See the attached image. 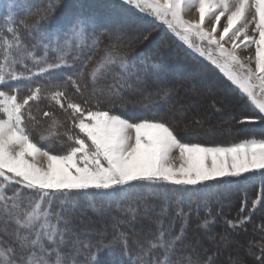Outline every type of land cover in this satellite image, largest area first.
I'll use <instances>...</instances> for the list:
<instances>
[{"label": "snow or ice", "instance_id": "obj_1", "mask_svg": "<svg viewBox=\"0 0 264 264\" xmlns=\"http://www.w3.org/2000/svg\"><path fill=\"white\" fill-rule=\"evenodd\" d=\"M193 3L199 19H185L184 11ZM125 5L165 25L187 47L201 55L207 54L211 63L239 87L256 112L243 117L240 123L264 122V0H119L120 7ZM15 6V2L10 5ZM26 7L31 11L30 6ZM54 8L53 0H48L46 5L36 7L34 23L20 22L29 30L30 37L38 36L31 50L17 29L8 28L12 38L0 40L4 57L0 62V224L4 225V235H12L15 245L0 241V264H99L104 252L113 264H130L128 236L119 231L116 223L112 225L115 234L111 240L99 242L90 257L86 255L84 260H79L82 253L95 245L89 239V231H76L74 217L81 209L97 214L111 209L113 204L121 210L122 201H127L122 210L130 214V220L120 223L135 222L141 207L145 215L154 207L148 202L149 196H160L159 192L146 190L164 185L207 186L208 182H221L225 178L251 181L258 175L261 192L252 201L249 215H243L247 208L245 199L241 204V218L225 221L230 228L248 223L251 213L264 202V138L250 137L227 145L182 142L172 125L155 114L144 118L125 117L112 109L101 110L99 104L104 102L101 96L106 95L108 102L115 103L117 99L122 100L125 92L148 100L142 105L145 110L159 107L150 99L153 94L166 103L170 89L158 84L153 93L149 91L148 81L149 74L162 81L169 69L151 54L129 60L120 49L125 44L130 45L135 37L129 36L119 24L102 28L97 34L93 18L76 15L64 22L66 27L49 29L44 22L54 15ZM249 14L251 19H248ZM213 16L215 22L208 30L204 26L206 19ZM223 17L226 23L220 30L218 25ZM253 24V35H249V25ZM104 33L114 37L116 42L105 46L104 54L85 79V68L91 57L76 68L81 44L91 36L96 43ZM226 42H230V47ZM251 45H254V56L248 57L250 62L245 63L238 50ZM40 48L43 54L37 55ZM26 60L38 71L28 68ZM18 64L25 70L18 71ZM59 69H71L72 74L62 81L50 77L43 86L37 84L23 97L19 95L21 85L5 90L10 82H31L35 76ZM109 77L111 83H101ZM68 84L78 94L89 92L83 105L94 100L96 106L85 107L76 102L65 90ZM42 94L67 114L70 126L63 133L59 132L62 125L54 113L44 111L43 117L51 120L36 141L28 121H32L34 127L40 126L31 103L39 102ZM53 137L66 138L67 150L54 153L43 146ZM173 153L178 155L173 156ZM9 185L19 187L9 195L6 194ZM170 200L167 195L163 197L158 234L143 244L134 241L139 248L136 264H212L211 257L202 258L193 253L175 258L177 246L186 237V229L182 225L173 235V225L167 233L164 231L163 217L168 215ZM203 206L208 207L207 202ZM189 215L177 201L176 216L186 219ZM208 215H211L210 209ZM9 222L16 226L11 234L7 229ZM214 223V219L206 218L201 227L207 230ZM103 234L102 230L100 235ZM45 240L52 247H46ZM252 247L250 244V253ZM258 249L255 264H264V243ZM53 253L54 260L51 259Z\"/></svg>", "mask_w": 264, "mask_h": 264}, {"label": "trees", "instance_id": "obj_2", "mask_svg": "<svg viewBox=\"0 0 264 264\" xmlns=\"http://www.w3.org/2000/svg\"><path fill=\"white\" fill-rule=\"evenodd\" d=\"M6 2L14 3V10L7 8ZM66 0H53L55 4L54 15H52L48 21L44 22L49 29H55L66 24L65 21L74 18L76 15H82L85 17H91L95 21L96 32L99 34L100 29L107 28L113 24H119L123 27L124 31L129 35H133L135 39L132 40L130 45L125 44L120 51L127 55L129 60L134 57H139L142 54H151L153 59H160L167 65L168 71L162 81H158L157 78L149 74V91L155 93V90L159 86L168 87L170 89V96L167 98V102L160 100L158 96L153 94L150 99L153 102H157L159 107L145 110L142 105L148 103L143 96L135 93L125 92L122 100L117 99L115 103L108 102V97L101 96L100 99L104 102L99 104L101 110L112 109L115 114H123L125 117L128 116H144L151 117L154 114L158 117H162L168 121L175 129V133L182 142H194L203 143L205 145L222 144L227 145L234 142H239L241 139L256 137L264 138V122H257L255 124L240 123L239 121L245 116H253L252 110L249 108L247 99L241 95L237 89H235L227 80L223 79L220 75L217 76V72L214 68L202 61L193 58L192 56L185 53V50L181 48L177 43L172 42L170 45V39L164 34V25L155 22L153 19L148 18L144 14L136 12L131 6L120 7L122 10V17L118 13L119 11H106L102 9V6L98 8H89L85 5L73 4V6L65 5ZM48 3V0H0V40L2 38L11 39L12 35L7 31L8 28L18 30V34L22 37L23 42L31 50V46L38 40V36H29L28 29L21 26V21H26L28 24H32L37 19L36 7L43 6ZM112 3V2H111ZM119 6V3H117ZM31 7V11L28 7ZM134 13L135 21L126 20L125 16ZM128 19V18H127ZM137 25V27H135ZM147 36V39H145ZM95 37L91 36L86 39L80 47V60L76 65V68L83 66V62L88 60V64L85 68V79H87V72L95 65V63L104 54L105 46L109 43H114L115 38L109 37L107 33L100 36L99 41L94 43ZM37 55L43 54L42 48L38 49ZM3 49L0 48V62H3ZM25 63L28 65L33 72L38 71V68L32 64L30 60H26ZM43 66V65H41ZM17 70H25L21 65H17ZM72 74L71 69H59L49 74L42 76H35L31 82L26 80H19L20 96L30 94V89L34 88L37 84L44 85L50 77H54L55 80L62 81L67 78L68 75ZM102 84L111 83V77L106 81H101ZM213 84V85H212ZM16 87V81L10 82L5 90L11 91L12 88ZM212 87H215L216 92ZM68 95L72 97L76 102L83 105V101L89 97V92L84 91L83 94H78L75 88L71 84H68L65 88ZM211 90V92L209 91ZM196 91L208 92L205 99H209L217 108L220 110L231 113L229 120L232 122V129L235 131L230 135H218L212 136H198V133L202 132L204 128L211 127V121L206 122H187L185 120L188 116V112H184L182 109L183 96H191ZM192 92V93H191ZM213 95H221L226 101L222 102L219 100H213ZM232 100L230 103L229 101ZM203 102V100H200ZM85 107H95L96 102L90 100L88 105ZM201 110L211 111L210 107L204 109L200 105ZM31 108L33 114L37 117V120L41 124V131L45 129L50 122L51 118L45 119L43 117L44 111L53 112L56 119L60 122L62 127L58 128V131L63 133L68 128L69 122L67 114L61 110L54 102L48 99L42 98L39 102H32ZM174 109H178L182 114L172 115L171 112ZM170 113V115H169ZM196 114V112L189 113ZM210 120L211 117H207ZM28 127L32 135L35 127L32 121H28ZM32 127V128H31ZM40 127V126H39ZM192 130V131H191ZM192 133H191V132ZM39 136V134H38ZM33 137L34 140L38 141L39 137ZM38 137V138H37ZM36 138V139H35ZM63 139V143H61ZM49 148L54 153H59L67 150L68 143L66 138L50 139L47 144L43 145ZM17 185H10L6 194L15 192ZM151 193L159 192L160 196L157 198L155 195H150L148 202L154 204V207L147 213L144 214V209H139V214L136 217L135 222L132 223H120V221H129L130 214L123 211L122 209L127 206V201H122V209L117 210L115 204L112 205L111 209H104L97 214H94L90 210L81 209L79 213L74 217L76 223V231H89V239L94 243L95 247L87 252L82 253L78 259L84 260L85 256H91L99 247V242L108 243L113 235L115 229L112 225L116 223L119 231L127 234L128 251L131 256L129 258L130 264H136V254L139 251L138 245L134 241H140L141 244L146 239L154 238L159 228L157 221L161 219L160 212L163 204V197L165 195L171 197L169 203L168 215L163 217L164 225L163 229L167 233L170 227H173V235L179 232L182 225L186 229V237L183 242L177 246L176 257L180 258L183 254L193 253L199 255L202 258L211 257L212 264H255V257L259 255L258 246L264 243V202L260 203L257 209L251 213V219L248 223L241 227L230 228L225 221L226 220H239L241 218V204L242 201L247 199V208L243 212L244 216L249 215V210L252 208V201L257 198L261 192V181L257 175L254 180L249 179H236V178H225L221 182H208L207 186H175V185H164L159 188H153L146 190ZM27 193H25V196ZM90 198V197H89ZM84 199V198H82ZM177 201H179L180 207L183 208L184 213L190 215L185 219L183 217L176 216ZM204 202H207L208 207L203 206ZM59 202H57L58 204ZM198 205H201L198 207ZM209 209L211 215L209 216ZM215 220L207 230L201 227V223L205 220ZM82 221V223H81ZM145 227L147 229H145ZM15 224L9 222L7 225L8 232L11 234L15 231ZM104 231L103 235H100L101 231ZM226 234L230 236L234 241L229 242L228 240L224 244L218 245L217 242L222 236ZM260 235H263L260 236ZM214 237V239L212 238ZM169 237L166 235L165 239ZM243 240L246 244L248 252L242 258L230 259V249L234 248V242L236 240ZM7 241L8 245H14L12 235H4V225L0 224V241ZM46 247H52L48 245L47 241H44ZM251 253L249 251V246ZM67 250V246L64 247ZM123 250V248H121ZM19 252V249H17ZM156 255V253H154ZM228 257V258H227ZM51 259H55V254H51ZM99 264H113L110 261L108 253L104 252L100 255Z\"/></svg>", "mask_w": 264, "mask_h": 264}, {"label": "rangeland", "instance_id": "obj_3", "mask_svg": "<svg viewBox=\"0 0 264 264\" xmlns=\"http://www.w3.org/2000/svg\"><path fill=\"white\" fill-rule=\"evenodd\" d=\"M112 2V3H111ZM9 2H6V4H8ZM117 3H119V0H66L65 5L68 4L69 6H73V4H78V5H85L89 8H98V6H102L101 8L106 10V11H119L118 13L120 14V16L122 17V10L120 9V6L117 5ZM13 4L12 2H10V4L7 5V8L9 10H14V7H10V5ZM132 7V6H131ZM135 9V8H133ZM100 10V9H99ZM136 10V9H135ZM136 12H139L138 10ZM254 12V10H253ZM145 15V14H144ZM147 16V15H145ZM150 19H153L149 16H147ZM128 18V19H127ZM184 18L188 19V20H198L199 19V13L196 9V5L193 3L191 5V7H188L185 9L184 11ZM126 20H132L135 21V17H134V13L128 14L125 16ZM248 19H251V14H249ZM154 20V19H153ZM155 21V20H154ZM157 22V21H155ZM215 22V17H209L206 19V23H205V27L208 30H211V26L212 24ZM161 25H163L160 22H157ZM226 23V17H223L222 20L219 22V29L222 30L223 28V24ZM137 27V25L135 26ZM254 27L253 25H249V35H253V33L251 32V28ZM163 28H165L166 30L164 31L166 34V36L170 39V45L172 44V42L177 43L181 48H183V50H185V53H187L188 55L192 56L195 59H198L200 61H202L205 64H208L209 66H211L212 68H214L217 72V76L220 75L223 79L227 80L230 84H232V82L230 80H228V78L225 76V74L220 70V68H218L216 65L212 64L211 61L208 59L207 54L205 55H201L199 52L194 51L193 49L187 47L186 45L183 44L182 41H180L178 38H176L174 35H172L166 28V26L164 25ZM131 37H133V35H131ZM110 44V43H109ZM226 46L230 47V42H226ZM245 50L246 53L244 52ZM238 54L241 56L242 59H244L245 63H249L250 61L248 60V57L250 56H254V45L248 46L246 48H241L240 50H238ZM245 54V55H244ZM252 66L254 67V61L252 62ZM19 81H16V85H20L18 83ZM213 85V84H212ZM234 85V84H232ZM236 87V85H234ZM239 92L241 94H243L241 92V90L239 89V87H236ZM214 89V92H216L215 87H212V90ZM211 92V90H209ZM192 93V92H191ZM209 94L208 92H201L196 91V93H192L191 96H183V104H182V109L184 110V112H188V116L185 120V123L189 122H206V121H211V127H206L204 128V130L200 133H198V136L203 137V136H212V137H216L218 135H230L231 133H233L235 130L232 129V122L229 120L231 113H226L222 110H220L219 108H217L214 104V102L212 103L209 99H205L206 95ZM20 95V93H19ZM213 100H217L219 102L222 101H226L224 97H222L221 95L219 96H215L213 95ZM245 98L247 99V97L245 96ZM200 100H203V102H201ZM230 103L232 102V100L229 101ZM248 102V100H247ZM204 109L205 107H210L211 111L208 113L206 110L203 111L201 110V107ZM248 105L250 106L249 108L252 110L253 114H256L254 108L250 105V103L248 102ZM192 112H196V114H191L189 116V113ZM172 115H180L182 114L180 110L178 109H174L171 112ZM170 115V113H169ZM141 118H144V116H139ZM207 117H211L210 120H207ZM50 122H48L46 125H49ZM40 127H35L34 129V135H32L33 137L38 136V134L41 131V124L39 123ZM32 128V127H31ZM192 131V130H191ZM190 131V132H191ZM192 133V132H191ZM39 137V136H38ZM37 137V138H38ZM36 139V138H35ZM37 140V139H36ZM178 155V153H173V156ZM41 163H43V161H40ZM178 163V161H177ZM10 186V185H9ZM8 186V187H9ZM7 187V188H8ZM7 190V189H6ZM145 229H147L145 227ZM263 237V235H260ZM232 242L234 241L233 239L230 238V236H227L226 234H224L222 236L221 239H219V241L217 242L218 245L224 244V242L226 241ZM234 248H232V250L230 249V259H232V257L234 256V258H242L244 255L247 254L248 249L246 247V244L243 240L239 239L236 240L234 242ZM228 258V257H227Z\"/></svg>", "mask_w": 264, "mask_h": 264}, {"label": "crops", "instance_id": "obj_4", "mask_svg": "<svg viewBox=\"0 0 264 264\" xmlns=\"http://www.w3.org/2000/svg\"><path fill=\"white\" fill-rule=\"evenodd\" d=\"M190 7H191V6H190ZM243 51H244V50H243ZM246 51H247V50H245L244 52L246 53ZM246 54H247V53H246ZM244 55H245V54H244ZM231 85H232V84H231ZM232 86H233L235 89H237L236 87H238V86L235 87L234 85H232ZM237 91L239 92L238 89H237ZM239 93H240V92H239ZM240 94H241V93H240ZM241 95L245 96L244 94H241Z\"/></svg>", "mask_w": 264, "mask_h": 264}]
</instances>
